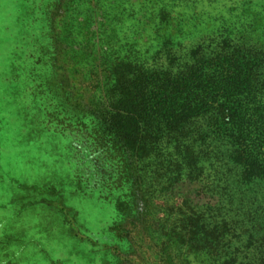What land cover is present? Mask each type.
I'll return each instance as SVG.
<instances>
[{
	"label": "rangeland",
	"instance_id": "obj_1",
	"mask_svg": "<svg viewBox=\"0 0 264 264\" xmlns=\"http://www.w3.org/2000/svg\"><path fill=\"white\" fill-rule=\"evenodd\" d=\"M195 7L179 0H0V264H222L203 244L195 247L200 234L182 227L186 215L210 208L217 220L252 215L261 226H236L230 254L242 261L254 252L251 233L260 245L264 183L238 182L243 169L231 162L232 145L209 134L206 121L136 157L147 213L134 221L117 209L129 196L115 187L113 168L84 139L96 119L127 113L125 94L140 103L149 76L177 69L220 26L240 41L264 43V0Z\"/></svg>",
	"mask_w": 264,
	"mask_h": 264
},
{
	"label": "trees",
	"instance_id": "obj_2",
	"mask_svg": "<svg viewBox=\"0 0 264 264\" xmlns=\"http://www.w3.org/2000/svg\"><path fill=\"white\" fill-rule=\"evenodd\" d=\"M179 1L195 7L201 0ZM208 1L211 6L219 2ZM219 28L216 35L210 34L195 45L177 69L171 65L149 76L140 103L136 94H125L122 100L127 113L117 110L109 121L96 119L90 137H84L100 151L104 164L113 168L115 187L129 196L117 206L126 219L134 221L147 213L141 205L143 183L134 168L136 157L148 156L150 146H156L162 137L175 140L201 120L217 141L232 145L231 162L243 169L238 182L246 186L264 183V43L240 41L229 27ZM82 135L87 134L83 131ZM181 210L178 207L179 214ZM215 212L210 208L205 215L193 213L182 219L183 230L190 228L195 236L200 234L198 240H192L195 247L208 249L222 264H264V238L258 245L252 233L247 248L255 251H247L245 261L225 249L230 247V237L237 235L236 226L255 225L256 218L251 215L247 222L217 220ZM123 223L124 219L117 224ZM255 226L256 231L261 228ZM172 232L177 240L184 238L183 231Z\"/></svg>",
	"mask_w": 264,
	"mask_h": 264
}]
</instances>
